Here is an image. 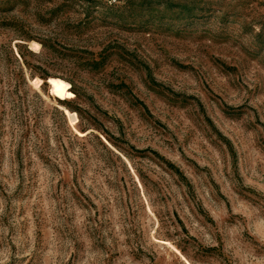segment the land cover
<instances>
[{
	"label": "rangeland",
	"instance_id": "1",
	"mask_svg": "<svg viewBox=\"0 0 264 264\" xmlns=\"http://www.w3.org/2000/svg\"><path fill=\"white\" fill-rule=\"evenodd\" d=\"M0 264H264V0H0Z\"/></svg>",
	"mask_w": 264,
	"mask_h": 264
}]
</instances>
